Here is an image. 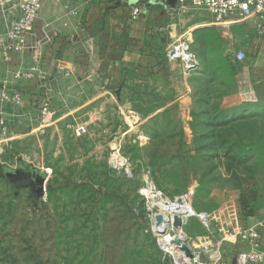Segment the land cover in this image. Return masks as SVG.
I'll list each match as a JSON object with an SVG mask.
<instances>
[{
	"label": "rangeland",
	"instance_id": "1",
	"mask_svg": "<svg viewBox=\"0 0 264 264\" xmlns=\"http://www.w3.org/2000/svg\"><path fill=\"white\" fill-rule=\"evenodd\" d=\"M49 1L25 54L0 53V168L47 178L35 199L15 186L24 174L0 175V264H174L154 230L145 195L152 186L167 199L188 192L182 197L214 228L262 220L264 41L255 22L218 24L198 6L167 5L152 19L139 63L99 75L95 63L54 51L53 42L70 18L118 8L130 16L127 2ZM5 14L0 9V46ZM182 40L199 56L189 74L167 59ZM16 91L26 92L19 107L3 99ZM43 100L51 116L42 124ZM80 125L87 132L78 137ZM193 221L184 232L195 246L220 242ZM240 248L226 243L227 264Z\"/></svg>",
	"mask_w": 264,
	"mask_h": 264
},
{
	"label": "built area",
	"instance_id": "2",
	"mask_svg": "<svg viewBox=\"0 0 264 264\" xmlns=\"http://www.w3.org/2000/svg\"><path fill=\"white\" fill-rule=\"evenodd\" d=\"M49 0H0V9L4 10V20L7 23V32L5 39L1 43L0 53L4 58L11 56L24 55L29 47L30 39L36 36L35 25L40 17L44 5ZM180 10L189 7L198 6L205 10L211 19L218 24H229L240 21H254L255 34L258 40H264V0H177ZM69 9V6H65ZM142 9L139 5L132 8L131 20L136 21L141 15ZM76 15L75 11H71ZM38 54V51H35ZM167 59L170 64H179L184 73L195 72L199 68V58L192 43L189 40H182L171 44L167 50ZM20 77V75H18ZM22 78V77H20ZM25 80H32L33 76H26ZM4 101L15 107L22 104V92L16 91L10 95L4 96ZM1 108V106H0ZM41 123H46L51 116V106L48 100H43L39 108ZM3 121V120H1ZM75 134L78 137L83 136L87 129L80 125L75 128ZM188 193V192H187ZM185 193V194H187ZM161 194V193H160ZM183 195L176 196L174 202H177ZM162 196V195H161ZM166 199L170 202L172 199ZM193 220H189L184 225V229L190 226ZM202 230L206 233V239L213 235H221L222 239L218 244L200 242L195 246L194 241L188 237V248L182 253L180 264H227L223 259L224 249L229 240L237 242L242 250L235 257L234 264H259L264 258V252L260 250L259 241L261 239L260 228H264V217L256 225L241 226L237 230H226L222 226L213 227L210 217H200L196 220ZM153 230V227H152ZM202 240V238L200 239ZM160 246L163 254L165 251ZM167 248L172 249V245L167 244ZM222 248V249H221ZM171 262L176 264L174 258L165 254Z\"/></svg>",
	"mask_w": 264,
	"mask_h": 264
},
{
	"label": "crops",
	"instance_id": "3",
	"mask_svg": "<svg viewBox=\"0 0 264 264\" xmlns=\"http://www.w3.org/2000/svg\"><path fill=\"white\" fill-rule=\"evenodd\" d=\"M125 1L130 11L136 5L141 7V15L136 21L131 20V13L129 16L121 8L109 15L90 13L83 18H70L60 26L61 34L53 42V50L62 47L61 51L65 55L73 53L79 59L83 58V61L90 60L96 64L95 72L99 75L101 72L113 75L120 67L137 65L145 34L152 29V19L159 12H164L163 8L169 5V0H118L115 4L120 7ZM65 6L70 7L69 4ZM24 102L26 92L23 91L22 104ZM260 220L258 217H250L241 226L256 225ZM260 232V250L264 252V228H260Z\"/></svg>",
	"mask_w": 264,
	"mask_h": 264
},
{
	"label": "bare ground",
	"instance_id": "4",
	"mask_svg": "<svg viewBox=\"0 0 264 264\" xmlns=\"http://www.w3.org/2000/svg\"><path fill=\"white\" fill-rule=\"evenodd\" d=\"M145 195L153 215L154 230L164 239L161 246L165 248V254L172 256L176 264H180L182 253L188 248L184 225L189 220H199L206 214L192 206L186 197H181L177 202H167L157 190H153V186L147 189ZM167 244L172 245V249L167 248Z\"/></svg>",
	"mask_w": 264,
	"mask_h": 264
},
{
	"label": "water",
	"instance_id": "5",
	"mask_svg": "<svg viewBox=\"0 0 264 264\" xmlns=\"http://www.w3.org/2000/svg\"><path fill=\"white\" fill-rule=\"evenodd\" d=\"M169 5L173 4H177V0H169ZM20 171H24L27 173L26 177L28 176V180L30 181V183L28 185L23 186L22 188H31L32 189V195L35 199L41 197L44 194V190H45V182H46V176H40L38 175V173L36 172V170L32 169V168H25V167H20ZM11 186H13L12 184H10ZM15 188V187H14ZM21 188V187H20ZM185 251L187 252V249H185ZM187 254H189L187 252Z\"/></svg>",
	"mask_w": 264,
	"mask_h": 264
},
{
	"label": "flooded vegetation",
	"instance_id": "6",
	"mask_svg": "<svg viewBox=\"0 0 264 264\" xmlns=\"http://www.w3.org/2000/svg\"><path fill=\"white\" fill-rule=\"evenodd\" d=\"M21 167V166H20ZM20 167H18L17 169H8V170H2V168H0V175H1V177H3V178H5V176H7L8 174H11V175H14V176H16V175H18V174H24L25 176L27 175V173L26 172H24V171H20ZM24 179L26 180V181H24ZM24 179H19V181H15V186H17V187H21L22 188V186H25V185H28L29 183H30V181L28 180V176H27V178L25 177ZM5 181H6V179H5ZM7 182V181H6ZM8 183V182H7ZM8 184H10V183H8ZM12 188H14V186H11ZM31 189V188H30ZM31 193H32V189H31Z\"/></svg>",
	"mask_w": 264,
	"mask_h": 264
},
{
	"label": "trees",
	"instance_id": "7",
	"mask_svg": "<svg viewBox=\"0 0 264 264\" xmlns=\"http://www.w3.org/2000/svg\"><path fill=\"white\" fill-rule=\"evenodd\" d=\"M198 57H199V56H198ZM193 222H194V221H192L191 223H193ZM196 223H198V222H196ZM198 225H199V224H198ZM189 227H190V226H189ZM189 227H188V228H189Z\"/></svg>",
	"mask_w": 264,
	"mask_h": 264
}]
</instances>
